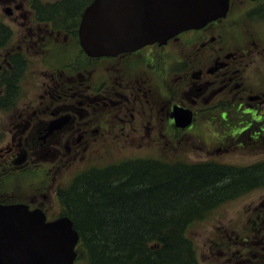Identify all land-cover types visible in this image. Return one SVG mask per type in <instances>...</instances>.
Masks as SVG:
<instances>
[{"label": "flooded vegetation", "instance_id": "1", "mask_svg": "<svg viewBox=\"0 0 264 264\" xmlns=\"http://www.w3.org/2000/svg\"><path fill=\"white\" fill-rule=\"evenodd\" d=\"M33 1L30 3L29 0L25 6L24 2L2 0V3H6L3 7L4 14L26 18L25 10L29 9L27 17L32 18V11L36 18L38 9H36V4H32ZM89 3L83 6L80 16ZM7 8L10 10L9 13L6 12ZM254 13H264L263 0H229L224 15L207 21L199 28L181 31L163 43L157 41L147 43L139 48L122 51L113 56H90L82 49L77 30L79 21H74L76 29L61 25L60 21H57L60 27H65L60 29L49 19L37 20L41 22L37 32L26 28L22 33L21 44L16 45L11 42L13 29L2 20L9 33L7 42L0 49V109L6 113L11 111L9 109L14 104L12 100L16 92V84L20 79L19 75L24 74L28 66L30 57L27 60L23 50L28 51L31 44L30 50L35 51L33 54L41 56L40 63L43 64L48 60L46 55L51 44L57 45L59 49L52 48L56 55L53 58L54 61L52 60L53 67L44 76L45 90L42 91L44 94L41 93V100L43 97H49V101H28L22 109L15 110L17 119L15 124L10 122V129L7 132L9 140L7 138V141L4 140L6 142L0 146V183L11 178L13 174L34 170L50 174L51 179L58 178L57 172H61V167L65 163L88 159L95 154L94 152L98 157V150L108 147V140L112 143L116 142L124 132H130L128 129L132 128L135 123V111L140 120L139 131L143 137L148 136L151 140L169 142L195 125L201 124L206 117L210 116L213 119L215 115L214 119L217 122L229 121L231 123L232 128L229 133L236 140L231 145L232 148L251 146V141L259 135L258 132L263 131L261 135H264V88L261 84L254 86L250 79L252 77L245 73V66L242 64V60L249 55L262 54L264 56V34L260 35L264 21L251 20V15ZM53 16L56 17L55 15L45 17ZM18 19L19 17L14 20L13 24H18V27L23 26L24 29L26 23ZM43 24H46L45 28ZM54 29L56 30L55 37H51ZM25 31L27 34L23 36ZM62 31H65L64 38L57 40V36ZM214 34L217 40L215 42L212 40ZM190 36L194 37L191 40L184 39ZM180 39H184L188 46L190 42H194V46L203 47L202 52L176 58L174 62L176 65H182L181 62L185 61L183 65L190 68L184 73L187 77L184 86L189 89V93H182L184 98H176L174 88L170 87V97L174 103L167 108L170 105L168 86L162 85L169 100L168 103L156 106L149 95L151 91L154 93V90L150 85L151 78L147 77L146 72L155 60L156 51L168 52ZM73 40L74 45L67 44ZM226 41H230L231 45H226ZM237 48L241 51L239 56L236 53ZM59 50L65 51L58 56ZM73 50L78 52L74 54ZM62 56L66 58L63 59ZM190 57L192 58L188 60ZM135 61L140 63L138 72L135 64H132ZM37 70L43 72L41 68ZM160 81L165 83L162 74ZM117 90H121L125 95H117ZM245 93L249 95L244 98ZM115 94L118 98H115ZM156 94L161 95L163 100L166 99V96L161 92L158 93L157 90ZM251 97L256 99V102L250 100ZM129 99L134 100L131 106ZM174 108L190 110L192 119L189 126L185 128L175 126L172 112ZM230 108L234 110V115L231 120H228L230 117L228 109ZM110 112L111 116L117 120L110 122ZM253 122L257 123L255 128H253ZM0 134L2 135L1 132ZM103 153L104 151L100 155L102 156ZM204 161L237 168H251L257 165L255 168L260 169L258 166L264 165V158L255 161L254 164L240 165L229 164L221 159ZM101 165L102 161L98 166ZM258 185H264V175L262 181L250 179L247 188ZM60 188L59 182L56 187L51 186L47 189V191L51 189L53 191L46 194L44 191H32L31 193L26 191L24 196L22 194V197L17 198L13 197V189L7 191L0 187V203L21 202L28 205L30 209L39 208L44 212L46 221L61 217H69L73 220L71 215L52 212L50 205L45 202L50 197L57 200ZM262 219V227L258 228L255 236H252L250 244L247 240L248 236L242 239L243 241L238 240L236 234H234L235 239L228 238L229 247L231 245L233 249L228 256V260H231L230 264H264V216ZM249 232L251 231L245 230V233ZM241 242L245 243V249H239ZM82 244L79 234V239L75 244L76 256L71 264H88L81 261ZM238 257H240L239 262L232 261L237 260Z\"/></svg>", "mask_w": 264, "mask_h": 264}, {"label": "rangeland", "instance_id": "2", "mask_svg": "<svg viewBox=\"0 0 264 264\" xmlns=\"http://www.w3.org/2000/svg\"><path fill=\"white\" fill-rule=\"evenodd\" d=\"M28 1L29 0H15V2L18 3L24 2L23 5L25 4V6L26 4H28ZM32 1L33 0H30V3ZM60 2H62V0H34L32 4H36L35 6L39 5L40 7H36L38 9V15L36 18L35 16H33V12L31 11L32 18L30 19L29 16L27 17V14H29L30 12L29 9L25 10L27 12L26 18L15 15L6 16L3 10V7L6 6V3H2V0H0V17L13 29L11 42L16 43V45L21 44V39L23 40L22 33L26 28H30L33 32H37L38 25L41 24V22L37 20H46L49 18L45 17L44 11L41 8V4L52 3L56 5ZM83 6L84 5H82L80 8L82 9ZM80 12L73 16H69L68 18H66L64 14L61 15L60 13V16L64 19V21L59 23H61V25L64 24V26H69L73 29V27L76 26L74 24V21L80 22ZM251 16V20L258 19L264 21V13H254ZM18 17V20H20L22 23H26L24 29L23 26L18 27V24H13L14 20H17ZM61 17L57 16V18ZM49 20L53 23H56L60 29L65 28L64 26L60 27V24L54 17H50ZM45 25L43 24L42 26L45 28ZM262 27L263 28L260 30V35L264 34V22ZM74 28L76 29V27ZM55 31V29L52 31L51 37H55ZM64 32L65 31H62L58 36L56 35L58 38L57 40H62V38H64ZM26 34L27 32L25 31L23 36H25ZM29 36L32 37L31 35ZM34 36L35 35H33V37ZM212 36H214V38L212 39L213 42L217 41L215 38L216 34ZM193 37L194 36L184 37V39L191 40ZM184 39H180L178 40V42H175V45L172 46L168 52L163 53L162 51H156L154 54L155 60L154 62H152V65H150V69L146 72L147 77L151 78L150 85L154 90V93L151 91L149 95L151 97V101L156 106L169 102L170 105L167 106V108H170L171 104L174 103V100H171L170 97V87L174 88L176 92V98H184L182 93H189V89L184 86V81L187 79L184 73L190 70V68L189 66H187L186 68V65H183L185 61L181 62L182 65H176L174 64V62L176 58H182V56L191 55L195 52H202L203 47L199 45L194 46V42H190V46H188L187 44H185ZM69 43L74 45V40L72 42H68L67 44ZM226 45H231V42L226 41ZM30 46L31 44L29 45L28 51L23 50V53L27 57V60L29 57L30 58L28 60V66L25 73L19 75V85L18 82L17 84L15 82L16 92L14 94V99L12 100L11 98V100L14 102V104L9 109V111H11L9 113H6L5 111L0 109V132L2 133V135L0 134V146H2L7 140H9L7 132L10 129V122L15 124V121L17 119L15 110L22 109L28 101H49V97H43V100H41V93L43 90H45L44 76L48 74L53 67V58L56 56L53 47L57 49H59V47L57 45L51 44L50 48L48 49L49 52H47L46 55V58H48V60L47 62L44 61V63L42 64L40 63L41 56L33 54L35 53V51L30 50ZM23 48L26 47L23 46ZM63 51L59 50L58 56L61 55ZM67 52H69V50H67ZM72 52L76 54L78 51L73 50ZM236 53L239 56L241 54V51L237 48ZM147 56L150 58V54H148ZM62 58L64 59L66 58V56H62ZM70 58L71 57L69 56V59ZM191 58L192 57H190L188 60H190ZM132 64H135V69L137 72L140 71L139 62L135 61ZM242 64L245 66V73H248L252 77L250 79L252 80L254 86L261 84L264 88V56H262V54L249 55L242 60ZM40 68L43 70V72L37 70ZM161 74L163 75L165 83H161V81L159 82ZM130 76L134 77L133 74H130ZM162 85L168 86L170 101H168V94L162 87ZM159 88H161V90ZM253 89L257 91L255 88ZM156 90L158 93L161 92L164 96H166V99L163 100V97L161 95L158 96L156 94ZM117 92V95H125L122 94L123 92L121 90H117ZM116 94L115 98H118ZM248 95L249 93H245L244 98L248 97ZM250 100L256 102V99H254L253 97H251ZM133 101L134 100L129 99L130 106L133 104ZM181 109V113L183 115H190V118H192L190 110L183 108ZM228 110V115L230 116L228 120H231V117H233L232 115H234V110L232 108ZM111 114L112 113L110 112V122L117 120L116 118H114V116H111ZM136 114L137 111H135L134 115L135 123L133 122V127L128 129L130 132H124L120 139L116 142L112 143L108 140V147L104 148V150H98V157H96V152H94L95 154L88 159L65 163L61 167V172H57L58 178L54 179H51L49 177L50 174H47L44 171L42 173H39V171L34 170L33 172L13 174L11 178H7L3 183H0V187L3 190L7 189V191L13 189V197L17 198L24 196L26 194V191H29L30 193L32 191H44V194H46L47 192L53 191L52 189L47 191V189H49L51 186L56 187L59 182L61 187L65 186L66 184L71 183L73 178H76L86 169L100 165L101 161L102 165H107L110 162H117L120 160L135 157H153L156 154L165 155L169 160H171V158H173L175 154L180 153V155L187 161L199 162L206 159H221L222 161H227V163L229 164L234 163L238 165L250 163L254 164L255 161H260L262 158H264V135H261L263 131L258 132L259 135H257L256 138L252 139L251 146L248 147L247 145H244V147L232 148L231 145L236 140H234V137H231V134L229 133L230 128H232L231 123L229 121L219 123L214 119L215 115H213V119L208 116L202 121L201 124L195 125L189 131L183 132L182 135L179 134L175 138V142H172L173 139L169 142H163L159 140H151L148 136L143 137L141 131H139V129L141 128L140 120ZM207 119H209L210 121ZM256 126L257 123L253 122V128H255ZM124 137L126 139H124ZM4 140L6 141L4 142ZM160 143L162 144L161 149L159 148ZM103 151L104 153L101 156L100 153ZM58 166L60 165L58 164ZM45 202L50 205L52 212L57 211L67 214L59 198L56 200L50 197L49 199H46ZM263 216L264 185H258L253 188H246V190L242 191L238 195L222 202L220 205L215 207L214 210L207 216L193 222L188 228V237L192 244L191 252L193 255L194 263L227 264V262H229L230 264L231 260H228V256L231 254L230 252H232L233 249L231 245L229 247L228 238L230 237V239H235L234 234H236L238 236V240H244V238L248 236L247 240L250 244L253 239L252 236H255L258 232V228L261 229L262 227L261 219L263 218ZM245 230L251 232L245 233ZM244 246L245 243L241 242L239 245V247L241 248L239 249H245L246 246ZM81 259V261H84L85 263L87 262L88 264H94L92 262L91 256H89L88 254V249L85 243L82 244ZM239 259L240 257H238L237 260L232 261L239 262Z\"/></svg>", "mask_w": 264, "mask_h": 264}, {"label": "trees", "instance_id": "3", "mask_svg": "<svg viewBox=\"0 0 264 264\" xmlns=\"http://www.w3.org/2000/svg\"><path fill=\"white\" fill-rule=\"evenodd\" d=\"M90 1L41 8L63 22L60 13L68 18ZM8 38L0 17V49ZM256 166L192 162L180 153L171 160L135 157L86 169L58 190L59 198L95 264H195L189 226L246 190L250 179L262 181L264 165Z\"/></svg>", "mask_w": 264, "mask_h": 264}, {"label": "water", "instance_id": "4", "mask_svg": "<svg viewBox=\"0 0 264 264\" xmlns=\"http://www.w3.org/2000/svg\"><path fill=\"white\" fill-rule=\"evenodd\" d=\"M227 7L228 0H92L80 16L79 43L90 56H113L199 28ZM172 112L176 127L189 124L181 108ZM77 240L68 217L47 222L40 209L0 204V264H70Z\"/></svg>", "mask_w": 264, "mask_h": 264}]
</instances>
